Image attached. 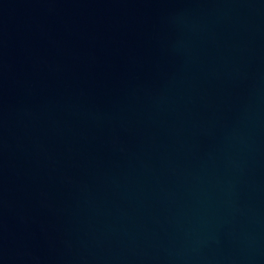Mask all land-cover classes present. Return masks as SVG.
Returning <instances> with one entry per match:
<instances>
[{"label":"water","instance_id":"95a60500","mask_svg":"<svg viewBox=\"0 0 264 264\" xmlns=\"http://www.w3.org/2000/svg\"><path fill=\"white\" fill-rule=\"evenodd\" d=\"M0 264H264V0H0Z\"/></svg>","mask_w":264,"mask_h":264}]
</instances>
